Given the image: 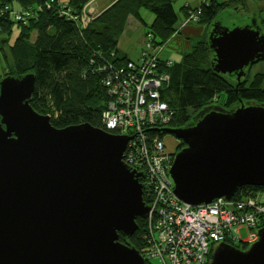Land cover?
I'll list each match as a JSON object with an SVG mask.
<instances>
[{"label": "water", "instance_id": "95a60500", "mask_svg": "<svg viewBox=\"0 0 264 264\" xmlns=\"http://www.w3.org/2000/svg\"><path fill=\"white\" fill-rule=\"evenodd\" d=\"M221 29L210 35L214 69L240 81L264 59V36L253 25ZM34 89L33 74L0 81V264H145L119 241L149 213L143 175L124 162L130 138L88 123L55 128L29 104ZM211 111L191 127L156 129L187 145L170 174L191 206L264 187V108ZM211 264H264V229L247 251L218 246Z\"/></svg>", "mask_w": 264, "mask_h": 264}, {"label": "trees", "instance_id": "16d2710c", "mask_svg": "<svg viewBox=\"0 0 264 264\" xmlns=\"http://www.w3.org/2000/svg\"><path fill=\"white\" fill-rule=\"evenodd\" d=\"M247 1L203 0L196 7L186 5L181 8L185 18L180 21L172 0H115L106 10L100 9L98 0H0V52L3 57L14 29H19L11 48L16 72L10 64L2 69L0 63L3 71L0 81L33 74L35 89L29 104L38 113L50 115L55 128L88 123L108 132L102 114L111 101L106 85L109 73L115 81L117 74L128 71L129 64L138 65L141 58H131L122 47L131 19L143 24L147 32L146 48L149 45L159 47V72L171 80L168 88L164 85L162 99L175 115L165 128L194 126L203 111L233 113L242 105L264 108V73L249 80L246 68L240 81L235 74L217 73L214 69L216 55L210 46V35L222 26L220 14L225 10L246 9ZM91 5L95 14L92 20L88 18L83 22L82 17ZM144 11L153 15L151 23L145 20ZM190 23L207 26V39L184 51L169 48V43ZM254 27L264 36V20H255ZM174 53L182 54L179 61L173 59ZM260 61L264 59L252 65ZM220 95L224 96L223 103ZM248 190L264 192V187L240 188L235 198L244 197L246 194L242 193ZM144 201L147 203L145 195ZM136 222L137 232L132 237L119 233V241L144 256L147 220L137 218Z\"/></svg>", "mask_w": 264, "mask_h": 264}, {"label": "built area", "instance_id": "2783aa9c", "mask_svg": "<svg viewBox=\"0 0 264 264\" xmlns=\"http://www.w3.org/2000/svg\"><path fill=\"white\" fill-rule=\"evenodd\" d=\"M94 14L91 5L82 21L92 20ZM152 48L149 45L138 65L129 64L128 71L117 74L115 81L109 73L106 85L111 101L102 121L110 133L130 138L124 162L143 175L140 182L149 207L145 264H210L213 249L219 244L243 249L259 240V231L264 228V194L220 198L198 207L177 197L170 171L174 162L171 152L179 141L169 151L174 142L151 133L167 127L175 115L162 99L169 76L159 72V49L151 52ZM135 82L140 88L136 89Z\"/></svg>", "mask_w": 264, "mask_h": 264}, {"label": "rangeland", "instance_id": "374dc122", "mask_svg": "<svg viewBox=\"0 0 264 264\" xmlns=\"http://www.w3.org/2000/svg\"><path fill=\"white\" fill-rule=\"evenodd\" d=\"M100 2H102V0L100 1L98 0L97 3L101 6ZM172 2H173L175 10L180 15V21H183L185 17H184L183 12L181 11V8L184 7L185 5L184 0H172ZM247 5L248 7L241 11H236L235 9H232L230 11L225 10L222 14H220L219 21L222 24V27L231 28V29L238 28V27L243 28L249 25H255L254 24L255 20H258V22H261L264 20V1L248 0ZM100 9H102V6ZM150 15L153 16L150 12L146 13L144 11V18L146 21H148V18ZM195 26H201L203 28V30L200 31L201 35L198 36L200 32L198 34H195L194 36L190 35L188 37V40L191 43L187 44V47H184L185 49L194 47L195 45L198 44L199 41H204L207 39V36H208V33H206L207 26H203L200 23H193L192 25L188 26V28L195 31L196 30ZM18 30H19L18 28L14 29L13 36H11L12 41L5 48L4 57L6 56L8 60H6L0 52V63L2 65L1 66L2 69L7 68L10 64L11 66H13L14 71H15V62H14V59L12 58L11 48L14 46L15 40L18 37ZM142 30H143V33L139 32L137 34L125 37L122 43L123 50L133 59H139L141 55L143 54V50L146 48V43H147L146 33L147 32L145 31L144 27L141 28V31ZM180 38L185 39L186 36L182 35ZM168 47L178 52V50L181 49L180 41L173 40L169 43ZM157 49H159V47L158 48L154 47L152 48L151 52L156 51ZM180 55L182 54L180 53ZM246 70L248 72V75H247L248 79L252 80L255 75L259 73H264V61H260L259 63L255 65L249 66L247 67ZM2 73L3 71L0 70V75ZM124 94H125V98H127L128 93L125 92ZM220 97H221V103H223L224 96L220 95ZM217 101H218V98L216 99V102ZM148 114H151V113L148 112ZM155 131L156 129H152L151 133H154ZM170 136L169 137L171 138V140L173 141L178 140L174 136L172 135ZM260 192L264 194V192L262 191H253V190L245 191L242 194H246L245 196H248V195H252L253 193L259 194ZM147 226H148V221H147ZM243 235L245 237L247 236L245 232H243Z\"/></svg>", "mask_w": 264, "mask_h": 264}, {"label": "crops", "instance_id": "0c3cea01", "mask_svg": "<svg viewBox=\"0 0 264 264\" xmlns=\"http://www.w3.org/2000/svg\"><path fill=\"white\" fill-rule=\"evenodd\" d=\"M100 1V0H99ZM221 1H224V0H221ZM115 2V0H102L101 3V6H102V10H106L107 8H109L113 3ZM203 2V0H184V6L186 5H189V6H192V7H196V6H199L201 5ZM153 21V17L150 15L149 18H148V22L151 23ZM143 24H141L140 22L138 21H135V20H131L130 19V26L129 27V30L127 32V36H131V35H134V34H137L139 32H142L141 31V28L143 27L142 26ZM192 25V23L184 26L181 30V34L180 35H177L175 37V40H179L180 41V46H181V49L184 51V50H187L185 49L184 47H187V44L191 43L189 40H188V37L190 35L194 36L195 34H198L200 31L203 30V28L201 26H195L196 27V30H191L188 28V26ZM184 33V34H183ZM182 35H185L186 38L185 39H181L180 37ZM201 35V32L198 34V36ZM189 41V42H188ZM192 45V44H191ZM175 54V53H174ZM168 56H173V54H168ZM181 56L180 53H176L174 56H173V59L179 61L181 59ZM175 142L173 143L172 147H169V151H172V148L174 146Z\"/></svg>", "mask_w": 264, "mask_h": 264}, {"label": "flooded vegetation", "instance_id": "af4514ba", "mask_svg": "<svg viewBox=\"0 0 264 264\" xmlns=\"http://www.w3.org/2000/svg\"><path fill=\"white\" fill-rule=\"evenodd\" d=\"M165 129H170L169 127L168 128H165ZM164 138H166V140L171 143L173 140H171V136L170 135H167V134H163ZM170 136V137H169ZM186 148L185 146V143L183 141H179V144H178V148L173 151V153H171L172 155L174 154H177L179 153L180 151L184 150Z\"/></svg>", "mask_w": 264, "mask_h": 264}, {"label": "bare ground", "instance_id": "6f19581e", "mask_svg": "<svg viewBox=\"0 0 264 264\" xmlns=\"http://www.w3.org/2000/svg\"><path fill=\"white\" fill-rule=\"evenodd\" d=\"M170 79H168L167 81H165V87L168 88L169 84H170ZM135 87L136 89L140 88V84L135 82ZM132 100V98H130Z\"/></svg>", "mask_w": 264, "mask_h": 264}, {"label": "clouds", "instance_id": "9594fccd", "mask_svg": "<svg viewBox=\"0 0 264 264\" xmlns=\"http://www.w3.org/2000/svg\"><path fill=\"white\" fill-rule=\"evenodd\" d=\"M109 132V131H108ZM156 132V131H155ZM110 133V132H109ZM157 133H159V132H157ZM111 134H113V133H111Z\"/></svg>", "mask_w": 264, "mask_h": 264}]
</instances>
